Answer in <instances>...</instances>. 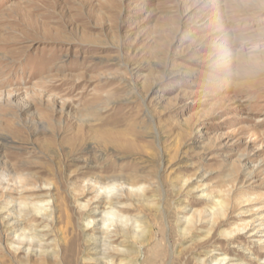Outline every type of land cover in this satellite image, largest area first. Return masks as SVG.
Segmentation results:
<instances>
[{"label":"rangeland","instance_id":"374dc122","mask_svg":"<svg viewBox=\"0 0 264 264\" xmlns=\"http://www.w3.org/2000/svg\"><path fill=\"white\" fill-rule=\"evenodd\" d=\"M0 229L2 264H264V0H0Z\"/></svg>","mask_w":264,"mask_h":264},{"label":"bare ground","instance_id":"6f19581e","mask_svg":"<svg viewBox=\"0 0 264 264\" xmlns=\"http://www.w3.org/2000/svg\"><path fill=\"white\" fill-rule=\"evenodd\" d=\"M113 128V127H112ZM115 130V129H114ZM108 131V132H106L105 133V141H103L102 142V146H104V147H108L111 143H113V145L114 144H116V138H117V134L115 133V131ZM68 133V132H67ZM78 135V134H77ZM84 139H86V138H84V136H80V137H78V143H76V144H78L79 146H82L83 145V143H85L84 142ZM78 146V147H79ZM11 192V191H10ZM10 192H9V194H10ZM9 194H7L6 196L9 198L10 197V195ZM35 198V197H34ZM110 204H111V202H110ZM31 205L33 206V204L31 203ZM109 205V204H108ZM1 207H3V206H1ZM7 207V206H6ZM6 207H4V208H6ZM36 208V207H35ZM34 208V209H35ZM3 211H5V210H3ZM24 212H27V215H28V217H30V218H32L33 220H35L36 219V217L34 216V215H32V213H31V209L29 208L28 210L27 209H24L23 210ZM35 212H37V211H35ZM85 213L88 215L89 214V212H87V211H85ZM29 219V218H28ZM27 219V220H28ZM36 221V220H35ZM25 222V221H24ZM95 230V229H94ZM0 235H1V229H0ZM80 238H81V234H77V236L76 237H74V238H72L71 240H70V243H69V246L67 247V249L65 250V258L63 259V263L62 264H74L75 262H76V259H75V253H76V245H77V243L80 241ZM69 241V240H68ZM24 245V244H23ZM65 245H67V243L65 244ZM17 253V252H16ZM2 254H4L3 252H2ZM31 254V253H30ZM4 257V256H3ZM41 258V264H54L55 262H54V260H53V258L52 257H50V256H45V255H41L40 256ZM12 260V259H11ZM9 261H10V259H9ZM27 261V260H26ZM30 261H33L34 262V264H38V262H37V259H35V258H33V256L31 257V259H30ZM1 264H2V262H0Z\"/></svg>","mask_w":264,"mask_h":264}]
</instances>
